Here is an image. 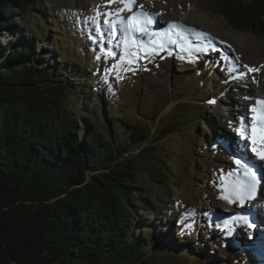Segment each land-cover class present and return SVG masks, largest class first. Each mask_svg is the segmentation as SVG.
Returning a JSON list of instances; mask_svg holds the SVG:
<instances>
[{"label": "trees", "instance_id": "1", "mask_svg": "<svg viewBox=\"0 0 264 264\" xmlns=\"http://www.w3.org/2000/svg\"><path fill=\"white\" fill-rule=\"evenodd\" d=\"M41 1L0 0V264H181L188 254L176 256L181 243L160 232L152 207L156 190L178 187L156 142L191 127L154 113L150 136L119 112L80 129L85 76L78 58H53L67 46ZM211 9L231 30L264 36V0Z\"/></svg>", "mask_w": 264, "mask_h": 264}, {"label": "rangeland", "instance_id": "2", "mask_svg": "<svg viewBox=\"0 0 264 264\" xmlns=\"http://www.w3.org/2000/svg\"><path fill=\"white\" fill-rule=\"evenodd\" d=\"M215 1L135 0L134 7L141 8L142 5L141 9L155 15L159 23L170 21L169 16L173 13L178 22L191 25V31L204 30L206 36H193L196 32L192 34L189 31L190 37L183 46L177 43L175 36H169L176 41L175 44H166L164 51L151 57L142 52L131 65L128 57H125L126 62L120 59L125 55L122 42L115 47L104 46L100 35L94 33V28L100 23L108 30L104 21L115 15L104 14L117 12L123 4L108 3V0H42L40 10L52 18L56 30L61 33L63 47L67 46L64 55H59L56 47L52 49L55 61L67 62L70 57H75L81 63L78 71L85 76V79L80 78V85L84 87L79 95L82 97L80 103L74 105L80 129L91 125V117L98 122L102 114L106 117L108 113L119 112L130 123L140 124L150 132V136L154 113L162 115V124L191 127L188 135L173 132L167 139L156 142L172 175L169 185L178 187L156 190L157 199L152 207L160 221V232L168 235L169 241L175 239V244L181 243L176 256L188 254L184 257L189 261L181 257L179 262L252 264L249 257L252 252H245L244 247L238 246L233 239L229 240L232 234L227 235L223 228V221L230 219L236 213V207L241 206L220 198L226 194L221 177L236 168L233 162L236 158L251 155L250 152L237 151L239 137L233 129L239 126V120L251 118L252 114L243 108V101L264 100V88L254 96L255 87L247 79L250 75L264 83V36L231 30L213 13L211 8ZM121 13L125 11L119 15ZM90 16L96 19L95 22ZM46 39L48 34L42 37L41 42ZM143 39L148 41V37ZM97 56L101 58L98 60ZM117 64L121 69L107 71ZM222 64H225V69L219 71ZM124 66L133 70H122ZM248 68H258L259 71L249 72ZM194 73L197 75L193 77ZM186 82L194 87L193 90L187 88L182 94L175 91L176 84L184 85ZM241 94L245 96L240 98ZM82 110L85 113L79 115ZM197 133L201 136L195 143L194 134ZM258 163L264 166V161ZM261 174L264 175V170ZM257 203L264 205V191H258L256 198L246 201L242 209L250 210ZM261 209L263 211L264 207ZM232 228L233 231L239 228L237 232L244 240H248L253 231V228L242 224H233ZM262 231L264 235V226ZM181 232L191 234L195 241L190 242L188 237L180 236ZM208 242L212 245L204 252L205 246L202 245H208ZM246 247L252 249L251 244ZM256 263L262 264L261 261Z\"/></svg>", "mask_w": 264, "mask_h": 264}, {"label": "snow or ice", "instance_id": "3", "mask_svg": "<svg viewBox=\"0 0 264 264\" xmlns=\"http://www.w3.org/2000/svg\"><path fill=\"white\" fill-rule=\"evenodd\" d=\"M119 2L123 4V7L115 13H105L104 15H115V20H105L104 23L110 28L112 34L116 32V26L120 25V31L124 34L125 39L122 41L125 48V55L121 56V61L128 57V64L131 65L134 61L140 58L142 52L151 57L159 54V52L165 50L166 44H175L176 41L171 37H167V30L164 33L150 32L149 28L153 23L152 15L143 11L133 13L127 19L121 18L120 12H131L135 0H108V3ZM143 7L142 5L140 6ZM99 15V13H98ZM177 25H169V28H176ZM191 31V30H189ZM135 33H141L143 36L148 37V44H145L143 40L133 39ZM97 34H100V29L97 28ZM165 36L167 39L164 42H159L155 37ZM197 36H204L202 32H197ZM103 39V37H101ZM95 42V41H94ZM110 42V40H109ZM207 49H198V51H206ZM103 51V49H101ZM110 54V53H109ZM101 57L97 56L99 60ZM247 67V66H244ZM121 69V65H113L108 69V72ZM122 70H133L128 66H124ZM249 72H258V68H248ZM239 78V77H238ZM248 99V97H245ZM259 106V107H258ZM246 112H250L251 123L248 122L247 117L238 121L239 126L234 128L233 131L239 137L236 143L237 151L251 155H242L240 158H236L233 162L236 168L229 171L225 176L221 177V185L223 191L226 193L221 196V199L228 201L230 204H239L244 206L246 201L254 200L258 194V191H264L262 188V182H264V175L261 171L264 170V166H261L258 162L264 161V100L257 99L255 104L246 109ZM231 126V122H229ZM259 131V136L257 135ZM264 207V205H261ZM233 224H242L249 229L254 228V224L249 221L246 215H234L230 219L223 221V228L227 235H231L233 232ZM249 238H252L249 236Z\"/></svg>", "mask_w": 264, "mask_h": 264}, {"label": "bare ground", "instance_id": "4", "mask_svg": "<svg viewBox=\"0 0 264 264\" xmlns=\"http://www.w3.org/2000/svg\"><path fill=\"white\" fill-rule=\"evenodd\" d=\"M151 15L153 16V19H155L154 26L156 28L161 27L163 29H167V31L169 32V34H167L168 35L167 37H169V36L174 37L175 36L176 38L175 37L174 38L178 39L177 43H179L182 46H183L185 40L189 39L190 34L188 32H189L190 29H192L191 25L185 24L184 21H183L184 24L181 23V22H178L174 18L173 13L171 14V16H169L171 18V20H170L171 22L170 21H163V23H161V22L159 23L158 20H157V17H155V15H153L152 13H151ZM85 17H86V15H85ZM91 18H94V17L90 16V19ZM90 19H88V21ZM95 20L96 19L94 18V22H95ZM164 22H169V23H164ZM185 22H186V20H185ZM169 25H177L178 27L169 28ZM96 28L100 29V34H101V37H103V45L104 46L107 44V45H109L111 47H115V44L121 43L124 40L122 35H121V33H120V25L116 26V34H115V36H111L110 33L108 34L106 27L104 25H101V23L98 24ZM96 28H94V33L97 35V29ZM195 32L197 33L199 31H195V30L191 31L192 34L195 33ZM201 32L206 34L204 30H202ZM193 36H196V34H193ZM205 36L206 35L202 36V38L205 37ZM140 39L143 40V41L145 40V39H143V37L140 38ZM155 39L157 41H160L159 37H155ZM109 40H110V42H109ZM145 44H148V46L151 45V44L148 43V41L145 42ZM117 56H119V55H117ZM126 60H127V58H125L123 61L126 62ZM247 79L249 81V84L251 82V84L255 87L254 96H257L258 94H260L261 91L264 88V83H261L260 81H258L257 77L256 78L254 76L251 77L250 75L248 76ZM244 96H245L244 94H241L240 98L244 97ZM249 96H251V93L249 94ZM253 104H255V102L253 100H251V99L245 100V101H243V108L248 109ZM248 122L251 123V118H249V117H248ZM216 126L217 125L214 123V127H216ZM257 134H259V131H258ZM228 141H229L230 144H233L232 141H230V140H228ZM261 205L262 204H259V203H257L256 205L254 204L253 208H251L250 210H243L242 209L243 207H236V213L234 215H238V214L239 215H246V216H248L249 221L254 224L253 231L251 232V234L249 232V234H250V236L252 238H248V240H244L243 236H241V234L238 233L239 232V230H238L239 228H238V229H236L238 232L237 231H233L232 235H231V237L229 239V240L233 239L238 246H240V247L242 246V248L244 247V251L245 252H247V251L252 252L251 254H249L250 262L252 264H257L256 263L257 261L258 262L261 261L262 264H264V241H263L264 240V235H263V231H262L263 226H264V209L262 211ZM254 206H256V207H254ZM243 230H246V228H243ZM228 244H229V242H228ZM248 244H251L252 249H249V248L246 247V245H248ZM239 249H238V251H239ZM254 250H256L258 253L254 252ZM231 254L234 255L235 253H231ZM258 256H259V258H258ZM253 258H255V260H253ZM259 259H260V261H259Z\"/></svg>", "mask_w": 264, "mask_h": 264}]
</instances>
